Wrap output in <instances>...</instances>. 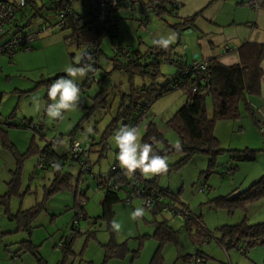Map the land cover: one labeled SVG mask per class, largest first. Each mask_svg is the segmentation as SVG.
I'll return each mask as SVG.
<instances>
[{
	"label": "rangeland",
	"instance_id": "obj_1",
	"mask_svg": "<svg viewBox=\"0 0 264 264\" xmlns=\"http://www.w3.org/2000/svg\"><path fill=\"white\" fill-rule=\"evenodd\" d=\"M13 2V0H7ZM32 1L31 3H29ZM25 2L16 12L18 25L23 26L28 20L30 24L24 29H34L39 24L51 25L53 29L40 34L38 43L32 51H18L10 60L2 58L0 61V196L10 189L9 183L15 178V171L19 162L17 183L10 195L8 209L15 214L19 209H27L36 203L42 205L40 213L32 222L31 241L37 245L36 254L20 253L13 255L18 243L26 239L24 232H14L16 225L10 221L6 206L0 204V230L8 234L0 239V264H38L36 257H43L48 264H55L61 259L59 244L66 240L72 229V221L78 212L76 201H84V209L89 217L96 218L101 214V199L103 190L98 189V182L108 176L111 164L115 160L118 148L112 139L114 132L121 127L120 121H114L120 98L123 93L129 92V79L124 72L120 73L119 87L112 88L114 56L113 46L108 37L102 38L97 51L91 58L95 64L91 74L84 78H77L80 88V102L76 110L65 114L63 121L50 120L43 110L37 112L30 102V97L37 96L42 105L49 102L45 98L48 88L46 80L72 64L79 56L81 49L75 46L70 37L71 28L59 29L55 26L58 14L51 16V11L41 8V0ZM18 2V0H16ZM15 3V2H13ZM37 7V8H36ZM42 7V6H41ZM73 8L78 14H84L86 7L75 3ZM147 15L148 32L140 29V20ZM117 20V43L128 48L131 52L139 50L145 52L153 45V39L176 34L174 52L171 60L185 59V46L188 44L189 33L185 29L179 33L170 27L175 23L172 15L158 17L154 12H141L140 6H128L114 12ZM191 36V35H190ZM67 37V41L65 38ZM74 54V57H71ZM152 61V58L148 59ZM157 82L165 83L175 72V66L168 60H163L158 66ZM88 77L95 79L89 86L84 85ZM134 86L149 84L151 78L142 74H135L131 78ZM100 93L106 96L102 104L96 99ZM185 95L182 90H175L160 96L151 104L145 118L139 125L141 140L149 122L153 123L161 133L166 144L175 147L180 143L177 133L167 124V120L183 105ZM98 103H101L99 105ZM264 108V107H262ZM206 109L211 114L210 99L206 100ZM264 110V109H260ZM114 127L108 131L107 127L113 122ZM28 122L39 123L41 133L27 128ZM219 146L226 150L214 156L213 164H209L210 155L204 152L194 153L184 163L178 164L182 155L178 152L164 154L168 159V171L155 175L148 180H155L158 187L172 193L180 191V200L188 207L192 218L201 219L204 228L209 232L207 238L193 240L185 229V222L168 213H161L154 219L152 212L147 211L139 221L129 219V213L139 206L137 199L132 204L124 199L126 194L120 193L121 201L113 206L114 219L122 224V231L115 232V242L127 241L128 252L123 258L111 259L105 264H149L156 251L157 241L150 236L153 234L156 222L166 219L168 225L177 230V244L168 242L161 251L162 264H186L191 261L197 251L209 257V264H264V243L248 248L245 254L235 248L225 251L218 243L220 237L218 227L235 225L246 218L248 225L264 222V198L229 211L215 205L213 199L235 194L246 189L261 175H264V134L255 126L249 116L240 106V117L236 120H220L215 124ZM91 127L93 134H86ZM74 135H70L74 131ZM215 129V127H214ZM106 135V146L103 148L102 136ZM79 141L88 155L87 163L92 168L90 172H81L78 165L73 164L70 169L65 166L62 172L71 174L69 188L62 189L46 197L45 189L49 186L54 175L50 167L39 169L40 151L45 147L47 140ZM152 142V141H150ZM56 152H66L63 145L55 143ZM90 145V149L87 146ZM157 150L165 147L164 142H158ZM32 150V151H29ZM227 150H253V160L237 161L231 158ZM23 155V156H22ZM22 156V157H20ZM20 160V161H19ZM101 177V179H100ZM202 189V191H200ZM75 191L77 196L75 200ZM84 196H80L83 194ZM140 202V201H139ZM144 207V206H143ZM91 223L79 220L78 230L88 229L96 232V240L91 239L82 251L85 235L77 236L72 242V251L65 264H102L104 249L102 245L108 243L110 237L105 223L99 220ZM138 251L137 254L135 252ZM191 258H190V257Z\"/></svg>",
	"mask_w": 264,
	"mask_h": 264
},
{
	"label": "trees",
	"instance_id": "obj_2",
	"mask_svg": "<svg viewBox=\"0 0 264 264\" xmlns=\"http://www.w3.org/2000/svg\"><path fill=\"white\" fill-rule=\"evenodd\" d=\"M140 1L141 6L144 4L150 6V11L154 12L160 18H163L164 15H173L176 7L174 0ZM255 3L259 7H264V0H255ZM54 4L56 6L52 9H55L56 13L59 14V12L64 8L63 0H54ZM128 6L130 5L121 4L111 10V15L108 18L107 23L111 24V27L116 32L114 35L108 31L106 26L99 24L93 13L88 9L82 15L76 13L74 9L73 14L65 17V25L62 28L72 29L73 33L70 37L74 39L75 46L78 50L81 49L84 53L88 54L83 63L91 64L93 70L95 64H92L90 59L93 58V54L97 51L99 42H101L102 38L108 37L113 45L114 39L117 36V20L114 17V12L120 8ZM41 8V6L37 8L34 16L40 13ZM141 12L146 13L142 7ZM197 15L198 14H194L191 17L182 18L170 25V27L178 33L180 30L191 28L193 27V23ZM28 23L30 24V20H28ZM65 40L67 41V37ZM174 47V45H169V47L165 50L153 44L145 52H140L139 50L131 52L127 48L130 57L129 60L121 59L118 52L113 51V70L116 72H124L130 77L129 92L121 95L114 121H120L121 127L125 125L132 126L133 121L139 115L141 110H145L147 114L154 99L175 90H182L185 95V101L183 105H181V107H179L171 116V118L167 120V124L177 133L180 139V148L177 149L176 147L166 144L161 133L157 130V127L151 122L147 124L141 142H150L153 137H155L157 143L164 142L165 147L160 151L158 150L159 154L164 155L170 152H178L182 155L178 164L184 163L196 152H204L210 155L209 164L212 165L214 156L226 151L219 146L218 139L214 136V127L217 121L236 120L240 117V106L243 105L244 111L249 116L252 123L257 126L259 114L258 110L252 106L251 99L257 98L260 95V81L262 78L261 62L264 60V43H243L238 48L239 62L237 64L224 65L214 57L205 60L207 63V70L210 74V80L207 83H198L192 78V76L182 74L181 68L174 64L173 60L169 58L174 51ZM71 57L73 58L74 54H71ZM149 58H152V61H148ZM194 59H197V57ZM163 60H169L173 63L175 66V72L170 80H167L163 84H159L157 82L159 73L158 66ZM176 62H180L182 64L189 63L178 60ZM93 70L90 71L89 74H91ZM135 74H142L150 77L151 82L141 86H134L131 78ZM65 75L66 73L56 74L51 79L46 80L43 83H45L48 88V86L55 79ZM88 79L89 77L87 78V81ZM87 81L84 84L86 86ZM193 88H195V91H193ZM45 98H47V101L49 102L47 94ZM207 98L210 99L212 107L210 115L206 109ZM96 99L98 100L97 102L100 101L104 104L106 96L98 93ZM101 103L98 104L101 105ZM114 121L107 127L108 131L114 127ZM74 132L75 129L70 133V135H74ZM261 133L264 134L262 131ZM101 142L104 146L103 148H105L107 144L105 134L102 136ZM89 147L90 145L87 146L88 150L90 149ZM46 151L47 146L45 145V147L40 151V155L44 154ZM227 151L231 154V158L237 161H249L255 158V152L253 150ZM65 156L66 154L57 155L54 149H52V152L47 156L48 159L57 160L61 164V169L60 171H56L54 168H51L54 171V175L49 186L45 189L46 197L62 189L69 188L70 186L71 174L68 172H62L64 162H60L61 159L64 161L66 158ZM14 173L16 174L14 178L17 180L19 175V162ZM15 179L9 183L11 190L0 196V204L5 205L7 208L5 211L7 214L6 216L10 221L15 222L16 229L14 232H24L26 234V239L18 243L17 250L13 253V255H19L20 253H30L31 255L36 254L37 245H34L31 241V224L40 213L42 205L40 203H36L27 209L17 210L15 214L10 213L7 205L9 204L8 201L10 195L15 192V189L13 190V187L17 184L15 183ZM104 181H109L112 185L117 186V189H112L110 187L102 189L103 196L100 202L101 214L96 218L92 219L88 217L84 206L76 205L78 212L81 214V218L78 219L77 223H73L72 221L71 232L63 242V247H61V259L56 264H65L67 258L73 254L71 246L77 236L85 235L81 253L87 247V244L91 239L96 240V232L94 230H78L76 225L79 223V220L87 221L88 225L96 223V220L100 221L99 224H101L102 221L105 223V228L110 239L108 243L102 245L104 249V259L102 264H105L111 259L124 257V255L128 252L127 241L122 243L115 242V232L111 229L110 222L114 219L113 206L122 200L120 192L125 191L126 182L135 184L148 192L163 194L165 197L164 199L166 200L183 204L179 198L180 191L174 194L168 190H164L158 187L155 180L145 179L138 171L132 179H129L120 168L111 174L108 172V176L104 179ZM76 193L77 191H75V200L77 199L76 196L78 194ZM80 196H84V193L80 194ZM261 198H264V175H261L259 179L253 182L246 189L238 191L232 195L215 198L213 199V202L216 206L227 208L231 211L235 208L252 204ZM158 205L160 206V204H157V206L155 205V209L153 208L151 211L152 215H154V219L157 218V215L161 214L159 213L161 206L159 207ZM184 222L185 229L189 232L190 237L193 240H195L198 236L203 239L207 238L209 232L204 228L201 219L192 218L190 215V218ZM217 229L220 233V237L217 241L225 251L229 248H236L239 246L245 249V252L243 253L245 254L248 248L264 243V222L248 225L246 218L244 217L238 224L222 225ZM177 232V230L168 225L165 218L156 222L153 234L150 236H144L153 237L158 243L156 251L154 252L149 264H162L161 251L163 246L168 242L177 244ZM7 234V232H2L0 230V239ZM198 252L199 251H197V253ZM137 253L138 251L135 252V254ZM206 257L209 260V257ZM36 261L38 264H48L40 256L36 257ZM228 264L231 263L228 262Z\"/></svg>",
	"mask_w": 264,
	"mask_h": 264
},
{
	"label": "built area",
	"instance_id": "obj_3",
	"mask_svg": "<svg viewBox=\"0 0 264 264\" xmlns=\"http://www.w3.org/2000/svg\"><path fill=\"white\" fill-rule=\"evenodd\" d=\"M28 1L29 0H25V2ZM75 3L79 4L80 7H86L88 10H90L93 13L95 19L98 21V23L106 26V28H108V31L113 35L116 34V32L111 27V24L107 23V20L111 15V10L115 9L121 4L140 6L144 8V11H146V13L149 12L151 9L150 6L146 4L141 6L140 0H63L64 8L59 12L58 20L55 23V26L57 28H62L65 25V17L73 14V5ZM246 4L249 6H256V3L252 0H247ZM17 9L18 6L15 3L7 0H0V55H5L8 58L13 57L18 51L30 50L32 42L38 39L40 34L45 33L47 31H51L53 29L51 25L44 24L38 26L35 29H31L28 31L13 32L9 34L6 31V28L7 26L13 24V22L15 21ZM140 22V29L149 33L147 27L148 18H142ZM112 46L113 51L118 52L121 59H130L128 49L120 46L117 43L116 38L114 39V44ZM228 50H231L229 45H224L223 51ZM81 54H84V52H81L80 55ZM173 62L181 68L182 74H188L189 76H192V78L198 83H207L210 80V74L207 70V63L205 60L193 59L188 64H182L176 61ZM91 82H95V79L89 77L87 81V86H89ZM193 91H195V88H193ZM258 114L259 117L257 121V126L260 131L264 132V110L259 109ZM145 116L146 111L141 110L139 115L133 121L132 126L139 127ZM27 128H31L34 132L42 134L40 132L41 128L39 123L28 122ZM58 141H60V139H52L46 141L45 145L47 146V151L44 154L40 155L39 161L37 162V168H53L52 164L54 162H57V160L48 159L47 156L49 153L52 152L54 144ZM65 154L66 158L64 159V161L62 159L60 160V162H64L63 168L67 166V168L70 169L73 164H76L78 165L81 172L91 171L92 168L90 167V164L87 163L88 155L85 153V150L79 141L71 139L68 150ZM116 157L109 168V174L120 169L119 162ZM107 187L117 189V186L112 185L109 181L98 182V189H104ZM200 191H202V189ZM124 193L126 194L124 200L127 203H131L133 199L139 198L142 201L143 206L149 211H152L155 205L160 204L163 210L169 211L174 217L178 219L185 221L190 218V211L186 205L178 204L171 200L166 201V199H164L165 197L163 196V194L148 192L147 190L129 182H126ZM145 200H147V204L144 203ZM77 205L83 206L84 201L78 199ZM80 218L81 214L78 212L76 214L75 219L73 220V223H77L78 219ZM61 247H63V243L59 244V248ZM235 249L242 254L245 252V249L239 246H237ZM190 264H209V260L205 254L198 252L192 257Z\"/></svg>",
	"mask_w": 264,
	"mask_h": 264
},
{
	"label": "crops",
	"instance_id": "obj_4",
	"mask_svg": "<svg viewBox=\"0 0 264 264\" xmlns=\"http://www.w3.org/2000/svg\"><path fill=\"white\" fill-rule=\"evenodd\" d=\"M246 1L247 0H174L176 7L172 16H174L175 22L182 18L198 14L194 20L193 27L185 29L191 36L189 35L188 44L185 46L186 52L184 55L186 58L181 61L190 62L194 59V54H197V59L199 60H207L214 57L224 65H233L239 62L238 48L243 43H264V7H259L257 5L249 6L246 4ZM252 1L255 2V0ZM13 2H15L19 9L21 5L16 2V0H13ZM31 2L32 1L29 3ZM41 3L43 9L51 11L50 17L56 16L57 13L55 9H52L56 6L54 0H41ZM75 12L77 13L76 9ZM26 24L29 25L28 21ZM26 24L23 26L18 25L15 16V21L10 26H7L6 31L9 34L28 31L24 29V27L27 26ZM40 25L43 24H39L38 26ZM38 40L39 38L32 42L31 49L28 50V52L34 49L33 46L38 43ZM224 45H229L231 50L223 51ZM81 52H83V50H81ZM16 54L17 53H15L14 57ZM171 55L169 57L170 59H172ZM2 58L10 60L12 57L8 58L5 55H0V61ZM261 68L262 78L260 81V95L257 98L251 99L252 106L257 110L264 109L262 108L264 107V60L261 62ZM40 128H42L41 125ZM216 132L217 128L215 126V137L218 136ZM66 152L58 153L55 150L57 155H64ZM136 199L139 206H143L142 201L139 198ZM136 199H133L130 204ZM159 210V213L165 212L172 215L169 211L163 210L161 207ZM85 212L88 215L86 210ZM41 258L43 259V257ZM186 264H190L189 261L186 262Z\"/></svg>",
	"mask_w": 264,
	"mask_h": 264
},
{
	"label": "clouds",
	"instance_id": "obj_5",
	"mask_svg": "<svg viewBox=\"0 0 264 264\" xmlns=\"http://www.w3.org/2000/svg\"><path fill=\"white\" fill-rule=\"evenodd\" d=\"M18 3L22 6L24 0H18ZM176 38V34L171 33L167 37L161 36L158 39H153L152 43L166 50L169 45L176 41ZM87 56V53L76 56L73 63L63 69L66 75L55 79L48 86L47 95L51 102L46 106L42 105L37 96L30 97V102L37 112L43 110L50 120L63 121L66 113L77 109L81 96L76 80L77 78H84L93 70L91 64L83 63ZM86 134H93V129L88 127ZM112 139L118 148L116 158L119 167L129 179H132L137 171L145 178L161 175L168 171V159L159 154L155 137L152 138V142H141L138 126L125 125L119 127L114 132ZM57 144L63 145L65 149L69 147L67 140L58 141ZM175 147L179 149L180 145L177 144ZM52 167L56 171H60L61 164L57 161L52 164ZM144 203L147 204V200ZM146 211L147 209L143 206L135 207L129 213V219L139 221L144 217ZM110 227L114 232L122 231V224L115 219L110 222Z\"/></svg>",
	"mask_w": 264,
	"mask_h": 264
},
{
	"label": "water",
	"instance_id": "obj_6",
	"mask_svg": "<svg viewBox=\"0 0 264 264\" xmlns=\"http://www.w3.org/2000/svg\"><path fill=\"white\" fill-rule=\"evenodd\" d=\"M191 31V30H189ZM197 57V54H194L193 58H196ZM113 77V84H112V88L116 87L118 88L119 87V79H120V73L116 72L112 75ZM207 150V149H205Z\"/></svg>",
	"mask_w": 264,
	"mask_h": 264
}]
</instances>
